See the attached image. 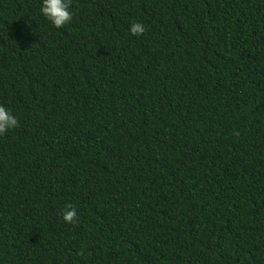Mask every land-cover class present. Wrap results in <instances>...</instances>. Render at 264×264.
I'll use <instances>...</instances> for the list:
<instances>
[{"label": "trees", "instance_id": "1", "mask_svg": "<svg viewBox=\"0 0 264 264\" xmlns=\"http://www.w3.org/2000/svg\"><path fill=\"white\" fill-rule=\"evenodd\" d=\"M42 2L0 0V264H264V0Z\"/></svg>", "mask_w": 264, "mask_h": 264}, {"label": "clouds", "instance_id": "2", "mask_svg": "<svg viewBox=\"0 0 264 264\" xmlns=\"http://www.w3.org/2000/svg\"><path fill=\"white\" fill-rule=\"evenodd\" d=\"M72 0H43L41 13L56 28H62L69 24L73 19V13L70 10ZM132 35L142 36L146 29L143 23L133 22L130 28ZM19 126L17 118L4 106L0 105V135ZM239 136V133H236ZM63 219L66 223H75L79 217L74 205H66L63 212Z\"/></svg>", "mask_w": 264, "mask_h": 264}]
</instances>
